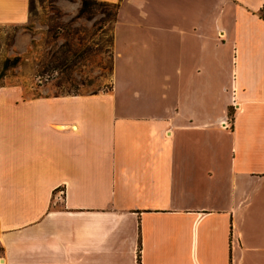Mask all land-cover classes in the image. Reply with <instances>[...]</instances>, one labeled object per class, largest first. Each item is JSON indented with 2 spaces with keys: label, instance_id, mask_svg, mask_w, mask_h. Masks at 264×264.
<instances>
[{
  "label": "crops",
  "instance_id": "1",
  "mask_svg": "<svg viewBox=\"0 0 264 264\" xmlns=\"http://www.w3.org/2000/svg\"><path fill=\"white\" fill-rule=\"evenodd\" d=\"M98 1L109 90L0 84V264H264V0Z\"/></svg>",
  "mask_w": 264,
  "mask_h": 264
},
{
  "label": "rangeland",
  "instance_id": "2",
  "mask_svg": "<svg viewBox=\"0 0 264 264\" xmlns=\"http://www.w3.org/2000/svg\"><path fill=\"white\" fill-rule=\"evenodd\" d=\"M80 7V0H31L26 23L0 25V84H23L34 95L109 90L116 8L105 3L78 15Z\"/></svg>",
  "mask_w": 264,
  "mask_h": 264
},
{
  "label": "trees",
  "instance_id": "3",
  "mask_svg": "<svg viewBox=\"0 0 264 264\" xmlns=\"http://www.w3.org/2000/svg\"><path fill=\"white\" fill-rule=\"evenodd\" d=\"M31 0H29L30 3ZM81 7L79 10L78 15L82 14L83 12L89 11L91 9H94L96 6L100 4H105L106 2L98 1V0H80ZM115 8L117 7L116 4H114ZM116 12V11H115ZM260 15L262 18H264V6L261 8ZM115 17V16H114ZM17 62V58L12 60V63L15 64ZM10 65V60L6 59L3 63L2 69L4 70Z\"/></svg>",
  "mask_w": 264,
  "mask_h": 264
},
{
  "label": "built area",
  "instance_id": "4",
  "mask_svg": "<svg viewBox=\"0 0 264 264\" xmlns=\"http://www.w3.org/2000/svg\"><path fill=\"white\" fill-rule=\"evenodd\" d=\"M222 125H223V127L231 128V126H232L231 120H229L228 122H224Z\"/></svg>",
  "mask_w": 264,
  "mask_h": 264
}]
</instances>
